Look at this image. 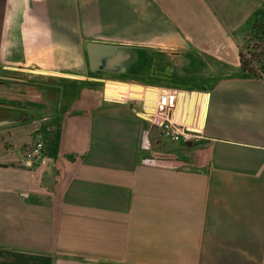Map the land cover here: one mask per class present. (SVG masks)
<instances>
[{
  "label": "crops",
  "instance_id": "obj_1",
  "mask_svg": "<svg viewBox=\"0 0 264 264\" xmlns=\"http://www.w3.org/2000/svg\"><path fill=\"white\" fill-rule=\"evenodd\" d=\"M226 2L0 0V264H264V79ZM88 42L124 48L93 73ZM165 88L202 139L162 137Z\"/></svg>",
  "mask_w": 264,
  "mask_h": 264
},
{
  "label": "built area",
  "instance_id": "obj_2",
  "mask_svg": "<svg viewBox=\"0 0 264 264\" xmlns=\"http://www.w3.org/2000/svg\"><path fill=\"white\" fill-rule=\"evenodd\" d=\"M180 91L175 88H165L158 93L156 113L151 121L161 129V135L166 140L177 144H189L203 138L202 134L187 126L180 124L174 118ZM45 145L42 140L35 142L26 152L24 164L27 167H44L48 164V158L44 154ZM149 149V148H145ZM157 159L169 158L166 154L155 155ZM152 159H155L152 158Z\"/></svg>",
  "mask_w": 264,
  "mask_h": 264
},
{
  "label": "rangeland",
  "instance_id": "obj_3",
  "mask_svg": "<svg viewBox=\"0 0 264 264\" xmlns=\"http://www.w3.org/2000/svg\"><path fill=\"white\" fill-rule=\"evenodd\" d=\"M229 5L230 14L236 15L235 17H232L233 20H230L231 23H233L236 27V29H240L239 33L241 35L245 34L247 36L246 39L242 40L244 41V44H246L248 39V33L250 26L255 22L253 16V8H249L247 2L244 0H227L226 2ZM254 7V6H252ZM259 11V10H258ZM257 19L261 20L263 19V16L261 14H256ZM252 17V18H251ZM228 22V20H226ZM128 54L131 56H134L137 60L136 64H148L149 61L148 58L144 57L146 54L145 50L136 49L130 52ZM152 63V62H151ZM150 65V64H149ZM146 66V65H145ZM107 68V67H106ZM109 78L104 77V81H99L96 83V86L99 89L100 96H104L105 92L107 94V97L109 98L110 95H114L118 98L125 97L126 99L129 97H140L143 95L142 91H138L137 88L128 86L127 84H121V83H114V82H106ZM178 85H182V81L177 82ZM120 96V97H119ZM154 158V157H152ZM155 159H157L155 157Z\"/></svg>",
  "mask_w": 264,
  "mask_h": 264
},
{
  "label": "trees",
  "instance_id": "obj_4",
  "mask_svg": "<svg viewBox=\"0 0 264 264\" xmlns=\"http://www.w3.org/2000/svg\"><path fill=\"white\" fill-rule=\"evenodd\" d=\"M257 14L263 19L255 20L250 26L247 43L240 50V59L246 76L264 79V8Z\"/></svg>",
  "mask_w": 264,
  "mask_h": 264
},
{
  "label": "water",
  "instance_id": "obj_5",
  "mask_svg": "<svg viewBox=\"0 0 264 264\" xmlns=\"http://www.w3.org/2000/svg\"><path fill=\"white\" fill-rule=\"evenodd\" d=\"M86 47L90 70L93 73L104 72L106 70L107 62L118 53L119 49L124 48L119 45L98 42H88Z\"/></svg>",
  "mask_w": 264,
  "mask_h": 264
},
{
  "label": "bare ground",
  "instance_id": "obj_6",
  "mask_svg": "<svg viewBox=\"0 0 264 264\" xmlns=\"http://www.w3.org/2000/svg\"><path fill=\"white\" fill-rule=\"evenodd\" d=\"M109 97L119 99L118 97H116V96H114V95H110ZM119 97H120V96H119Z\"/></svg>",
  "mask_w": 264,
  "mask_h": 264
}]
</instances>
